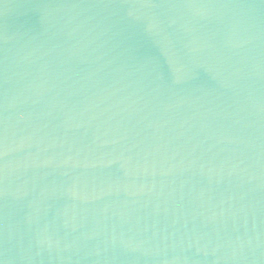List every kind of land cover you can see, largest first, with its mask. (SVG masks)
Masks as SVG:
<instances>
[{"label": "water", "instance_id": "water-1", "mask_svg": "<svg viewBox=\"0 0 264 264\" xmlns=\"http://www.w3.org/2000/svg\"><path fill=\"white\" fill-rule=\"evenodd\" d=\"M0 264H264V0H0Z\"/></svg>", "mask_w": 264, "mask_h": 264}]
</instances>
